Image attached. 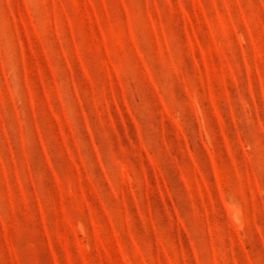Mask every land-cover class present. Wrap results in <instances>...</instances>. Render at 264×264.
Segmentation results:
<instances>
[{
	"label": "rangeland",
	"instance_id": "obj_1",
	"mask_svg": "<svg viewBox=\"0 0 264 264\" xmlns=\"http://www.w3.org/2000/svg\"><path fill=\"white\" fill-rule=\"evenodd\" d=\"M0 264H264V0H0Z\"/></svg>",
	"mask_w": 264,
	"mask_h": 264
}]
</instances>
